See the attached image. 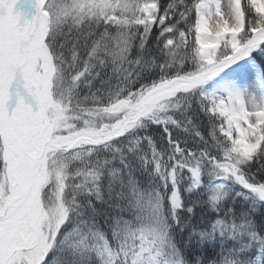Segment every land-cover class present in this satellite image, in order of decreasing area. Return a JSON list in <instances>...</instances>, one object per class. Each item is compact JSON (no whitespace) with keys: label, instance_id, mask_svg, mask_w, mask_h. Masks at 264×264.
<instances>
[{"label":"snow or ice","instance_id":"obj_1","mask_svg":"<svg viewBox=\"0 0 264 264\" xmlns=\"http://www.w3.org/2000/svg\"><path fill=\"white\" fill-rule=\"evenodd\" d=\"M0 264H264V0H0Z\"/></svg>","mask_w":264,"mask_h":264}]
</instances>
